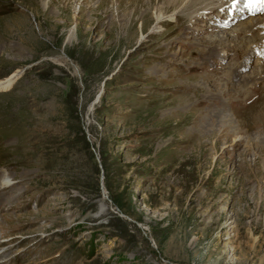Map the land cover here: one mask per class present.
<instances>
[{"label":"rangeland","instance_id":"374dc122","mask_svg":"<svg viewBox=\"0 0 264 264\" xmlns=\"http://www.w3.org/2000/svg\"><path fill=\"white\" fill-rule=\"evenodd\" d=\"M166 2L0 0L11 264H264V59Z\"/></svg>","mask_w":264,"mask_h":264},{"label":"bare ground","instance_id":"6f19581e","mask_svg":"<svg viewBox=\"0 0 264 264\" xmlns=\"http://www.w3.org/2000/svg\"><path fill=\"white\" fill-rule=\"evenodd\" d=\"M166 1V0H165ZM196 1H200V0H167V2L166 3H163V6H158L157 7V9H156V13H155V20H156V22L158 23V25H159V23L160 24H163V22L165 21L166 22V20H167V18H168V16H172V14L174 13V11H175V9H179V8H181V9H186L187 7H195V3H196ZM207 1V0H206ZM213 1V0H212ZM6 5V4H5ZM130 5V4H129ZM189 5V6H188ZM153 6V5H152ZM205 6V5H204ZM203 6V7H204ZM154 7V6H153ZM198 7V6H197ZM169 9H173V11L172 12H170V13H167V11L169 10ZM191 9V8H190ZM197 9V8H196ZM210 9H212V7L210 8ZM198 10V9H197ZM169 12V11H168ZM178 12V11H177ZM196 14L195 15H197V12H195ZM182 14V13H181ZM202 14V13H201ZM190 15V14H189ZM200 17V16H199ZM137 19V18H136ZM195 19V18H194ZM193 20V19H192ZM203 20V19H202ZM155 22V21H154ZM194 22V21H193ZM251 22H253V21H251ZM255 23H249V24H247V25H240V27H242L241 29H240V33H238L237 35V39L238 38H240V36H239V34H242V35H245V34H248V33H250V32H252V29H254L256 26H261V25H264V21H263V19L261 20H259L258 22H256V25H254ZM144 26V25H143ZM157 26V25H156ZM255 26V27H254ZM254 27V28H253ZM157 28H158V26H157ZM188 32V31H187ZM218 36V35H217ZM219 38V37H218ZM215 39V38H214ZM220 39V38H219ZM218 39V40H219ZM226 39V38H225ZM254 39H258L260 42L262 41V37H260V32L259 31H257L255 34H254V37H253V40ZM220 41L222 42L223 40H221L220 39ZM226 41V40H225ZM211 42V41H210ZM209 42V43H210ZM253 42V41H252ZM249 45V43H247V45L246 46H248ZM233 46V45H232ZM216 53V52H215ZM218 53V52H217ZM253 55H254V53H253ZM253 55H251V53H250V51H245V52H240L239 53V58L240 59H242V61H243V63L245 64H242L240 67H237L235 70H236V72H235V70H233V75H234V73H239V72H242L243 70H245L246 68H247V66H248V62H249V60H251V56H253ZM226 58L224 57V56H221V55H219V57L218 58H216V61L218 60V62L220 61H222V60H225ZM210 63V62H209ZM240 65V64H239ZM244 65V66H243ZM234 66V65H233ZM20 72V71H19ZM19 72H17V73H15V74H13L12 76H10L9 78H7V79H5V80H2V81H0V90H7L8 88H10L12 85H13V83H14V81H17V80H15L18 76V74H19ZM260 74V73H259ZM236 76V75H235ZM181 77V76H180ZM251 77V76H250ZM246 80H248V78L246 79ZM264 83V82H263ZM195 89V88H194ZM246 91V90H245ZM245 91H243V90H238L237 92H236V99H237V97H238V95L239 94H244L245 93ZM213 95V94H212ZM244 96V95H243ZM247 97H249V96H247ZM246 98V97H245ZM223 100V99H222ZM241 101V100H240ZM222 102H224V101H222ZM248 102H249V99H248ZM247 102V103H248ZM225 103V102H224ZM220 104V103H219ZM239 104V103H238ZM219 106H221V105H219ZM260 111H262V110H260ZM259 114H262V112H259ZM9 182V181H8ZM6 182H4V183H1V186L2 185H4ZM8 184V183H7ZM6 185V184H5ZM4 185V186H5ZM105 208V207H104ZM104 208H101L102 210H101V214L102 213H105V209Z\"/></svg>","mask_w":264,"mask_h":264},{"label":"snow or ice","instance_id":"6c2138e0","mask_svg":"<svg viewBox=\"0 0 264 264\" xmlns=\"http://www.w3.org/2000/svg\"><path fill=\"white\" fill-rule=\"evenodd\" d=\"M249 5H264V0H248ZM258 10L264 11V7L259 8Z\"/></svg>","mask_w":264,"mask_h":264}]
</instances>
